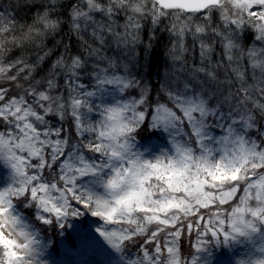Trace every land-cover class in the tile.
<instances>
[{
    "label": "snow or ice",
    "instance_id": "obj_1",
    "mask_svg": "<svg viewBox=\"0 0 264 264\" xmlns=\"http://www.w3.org/2000/svg\"><path fill=\"white\" fill-rule=\"evenodd\" d=\"M97 245L264 264V0H0V264Z\"/></svg>",
    "mask_w": 264,
    "mask_h": 264
},
{
    "label": "rangeland",
    "instance_id": "obj_2",
    "mask_svg": "<svg viewBox=\"0 0 264 264\" xmlns=\"http://www.w3.org/2000/svg\"><path fill=\"white\" fill-rule=\"evenodd\" d=\"M154 143H159V141H154ZM45 235H51L53 239H56L55 234L45 233ZM184 247L186 254L190 250L194 251V249H189L187 242H185ZM129 250L133 255L136 252V249L131 246H129ZM233 251L235 250L233 249ZM57 252L58 255L56 253L52 254L56 264H82L83 261H87V264H120L119 255L108 251L101 245H97L93 250L86 251L79 249L66 251L65 248L59 247ZM231 255L228 249H222L216 253V264H231Z\"/></svg>",
    "mask_w": 264,
    "mask_h": 264
},
{
    "label": "clouds",
    "instance_id": "obj_3",
    "mask_svg": "<svg viewBox=\"0 0 264 264\" xmlns=\"http://www.w3.org/2000/svg\"><path fill=\"white\" fill-rule=\"evenodd\" d=\"M238 247H240L241 248V250H243V248H242V246H238ZM228 251H229V253H231L232 255H231V260L232 261H234L235 259H237L238 257H236V256H233V250L232 249H228Z\"/></svg>",
    "mask_w": 264,
    "mask_h": 264
},
{
    "label": "trees",
    "instance_id": "obj_4",
    "mask_svg": "<svg viewBox=\"0 0 264 264\" xmlns=\"http://www.w3.org/2000/svg\"><path fill=\"white\" fill-rule=\"evenodd\" d=\"M3 3L7 4L8 2H12V0H2ZM21 15L23 16L24 15V12H21ZM23 22V21H21ZM166 36V34H165ZM167 43V41H165ZM162 51H163V48H162ZM161 78H163V76H161Z\"/></svg>",
    "mask_w": 264,
    "mask_h": 264
}]
</instances>
